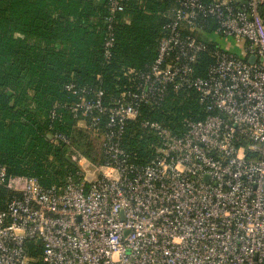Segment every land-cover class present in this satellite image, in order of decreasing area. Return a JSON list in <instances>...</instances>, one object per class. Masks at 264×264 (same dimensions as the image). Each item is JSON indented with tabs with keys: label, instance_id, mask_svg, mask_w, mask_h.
Instances as JSON below:
<instances>
[{
	"label": "built area",
	"instance_id": "2783aa9c",
	"mask_svg": "<svg viewBox=\"0 0 264 264\" xmlns=\"http://www.w3.org/2000/svg\"><path fill=\"white\" fill-rule=\"evenodd\" d=\"M120 1L108 0L106 59ZM211 22L214 62L195 76L209 35L193 33ZM164 30L155 62L111 105L104 91L66 86L80 125L103 132L102 165L82 158L59 189L0 164V264H264V0H177ZM237 43L245 57L232 51ZM170 89L195 91L208 115L187 119L183 134L144 121L160 145L139 165L121 146L126 125Z\"/></svg>",
	"mask_w": 264,
	"mask_h": 264
},
{
	"label": "trees",
	"instance_id": "16d2710c",
	"mask_svg": "<svg viewBox=\"0 0 264 264\" xmlns=\"http://www.w3.org/2000/svg\"><path fill=\"white\" fill-rule=\"evenodd\" d=\"M176 5L177 0H121L112 56L106 59L108 0H0V164L8 175L35 177L45 188L61 189L70 175L79 173L82 158L95 166L104 163L103 132L80 125L85 119L70 109L77 96L66 86L74 83L91 95L104 91L107 106L133 89L137 74L155 62ZM216 27L211 22L193 34L204 39ZM206 41L195 76L205 77L214 62L218 44ZM55 105L60 107L53 119ZM207 115L195 91L170 89L159 107L143 106L127 123L121 146L133 162L146 165L160 141L142 127L144 121L183 134L187 119ZM106 119L101 118V127ZM56 133L69 142H52L49 136ZM31 248V256L40 262L41 248Z\"/></svg>",
	"mask_w": 264,
	"mask_h": 264
},
{
	"label": "rangeland",
	"instance_id": "374dc122",
	"mask_svg": "<svg viewBox=\"0 0 264 264\" xmlns=\"http://www.w3.org/2000/svg\"><path fill=\"white\" fill-rule=\"evenodd\" d=\"M216 38H215V36L214 35H212V34H210L209 35V40H212V41H214ZM220 44H223V41H221L220 42ZM235 47H233V52L234 53H236L237 55H239V56H241V57H245L244 56V54H243V48H242V45L241 44H239V43H237L236 45H234ZM99 140H100V138H99ZM83 166V164L81 165L80 164V167H82ZM84 167V166H83Z\"/></svg>",
	"mask_w": 264,
	"mask_h": 264
},
{
	"label": "water",
	"instance_id": "95a60500",
	"mask_svg": "<svg viewBox=\"0 0 264 264\" xmlns=\"http://www.w3.org/2000/svg\"><path fill=\"white\" fill-rule=\"evenodd\" d=\"M256 59H257L256 57H250L248 61H249V63L253 64V63H255ZM51 137L52 136L50 135L49 139H51Z\"/></svg>",
	"mask_w": 264,
	"mask_h": 264
}]
</instances>
